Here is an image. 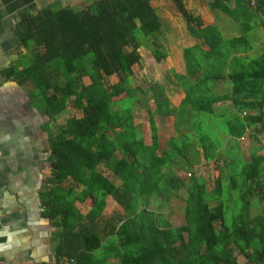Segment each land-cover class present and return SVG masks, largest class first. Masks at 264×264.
I'll list each match as a JSON object with an SVG mask.
<instances>
[{
	"label": "trees",
	"instance_id": "trees-1",
	"mask_svg": "<svg viewBox=\"0 0 264 264\" xmlns=\"http://www.w3.org/2000/svg\"><path fill=\"white\" fill-rule=\"evenodd\" d=\"M169 1L196 43L181 50L183 74L170 72L183 93L177 107L170 106L158 85L143 91L137 88L142 96L150 93L154 102L153 112L145 110L149 144H144L132 123L129 105L134 96L128 80L131 67L139 63V48H145L156 63L166 57L157 39L163 24L150 0H92L79 10L50 5L19 15L14 37L26 51L24 62L0 75L28 84L30 101L35 100L50 121L67 105L80 112L78 118L46 127L50 176L39 197L42 216L59 218L60 241L54 249L58 264H110L109 260L115 264H239L236 255L242 257V264H264V209L254 216L249 213L252 204H264V153L251 148L246 160L230 157V148L223 153L229 140L237 147L249 131L264 141V54L249 59L246 37L252 23L264 32V0H254L251 10L249 0L207 4L209 13L218 12L241 25L243 35L228 40L213 25H205L201 16L188 12L182 0ZM111 76L116 83L107 85ZM83 78L88 85L82 84ZM222 82L227 91L217 93L215 84ZM219 103L228 106L215 108ZM116 105L118 109H113ZM191 113L216 114L224 120L227 138L222 136L220 144L203 130L194 138L192 125H176V114L186 119ZM155 116L175 121V134L162 146ZM197 149L204 162L218 168L211 192L201 178L188 174L185 183L170 172L178 158L196 159ZM220 154L228 159L221 166ZM236 164L241 178L239 206L226 224L229 194L222 195L221 174L237 168ZM179 190L186 194L183 224L172 227L151 206L167 202ZM107 197L122 209V215L100 222ZM75 203L90 205L83 218Z\"/></svg>",
	"mask_w": 264,
	"mask_h": 264
},
{
	"label": "rangeland",
	"instance_id": "rangeland-1",
	"mask_svg": "<svg viewBox=\"0 0 264 264\" xmlns=\"http://www.w3.org/2000/svg\"><path fill=\"white\" fill-rule=\"evenodd\" d=\"M212 0H182L184 8L195 15L201 16L204 20L205 25H213L220 33L223 40H228L234 37L242 36L243 31L240 24H235L228 18L222 16L218 12L209 13L207 9V4ZM228 3L233 2V0H227ZM92 0H76L73 3L72 8L75 10L83 9L89 5ZM254 0H249V5L247 8L251 10L254 7ZM150 6L155 11L157 17L163 24V29L158 35V44L162 46L166 52V57L159 63H156L151 57L150 53L143 47L137 50L139 56V63L131 67L132 75L129 78V86L133 90L134 98L129 105V109L132 114L133 126H136L144 144L150 143V132L149 125L147 122L146 108L153 112L154 102L150 98V93L142 96L137 92V88L140 90H146L149 86L153 84L158 85L163 88V94L166 96L171 107H177L179 101L181 100L183 94L180 88L177 86L175 79L171 75V71L175 74H183V62L181 61V50L183 48H188L193 46L196 42L190 38L187 34L185 25L181 17L179 16L175 6L169 0H150ZM53 7H57L55 4ZM248 43L251 46V51L247 52L249 59H254L261 54H264V32L262 28L258 27L256 23H252L250 31L246 34ZM205 50V48H203ZM116 78L114 76L109 77L106 80L107 85L116 83ZM89 81L86 78L82 79V84L87 85ZM222 86V87H221ZM221 86L215 84V91L217 93H222L227 91V84L225 82L221 83ZM221 88V89H220ZM118 98L113 99L117 101ZM32 103H36L35 100H31ZM145 105V106H144ZM228 106V103H219L215 105V108H221ZM39 107V106H38ZM113 109H118V106H114ZM177 112V111H176ZM189 118L184 119L181 115L176 114V125L185 123L188 126L194 127L195 130L192 132V136L195 138L197 136L196 132L203 130L208 137L215 140L216 142L223 141V133H226V128L224 120L220 119L213 114L212 117H207L203 114H193ZM70 117L78 118L80 117V112L74 110L71 106L67 105L66 110L60 113L57 118L50 121L51 128L56 125H62L66 119ZM155 125L157 128V136L159 138L160 146L163 145L164 141L169 137L173 136L174 133V119L173 117H154ZM185 120V121H183ZM226 137V136H225ZM227 138V137H226ZM255 134L247 132L246 135L239 141H237V147H235L232 141L229 140L228 145L225 147V151L230 148L232 154L230 157L235 158V156H240L242 160H246L251 148H258L259 154L264 153V145L260 142L261 138ZM197 157L190 156V162H185L179 158L176 160L175 164L171 166L170 172L181 179L183 182L189 179L186 174H191L194 177L201 178L205 184L207 192H211L213 189L214 181L216 175L218 174V168L213 162H204L199 149ZM238 152V153H237ZM239 154V155H238ZM220 154V166L228 160L227 156ZM235 155V156H234ZM239 162V161H238ZM240 164V163H239ZM236 164L237 168L233 170H224L222 172L221 180L223 187V196L229 194V202L224 208V217L226 219V224H230L231 218L237 212L239 204L236 202L237 195L239 193V184H241V178L238 174L240 165ZM98 171L108 178L114 184H118V181L113 179L108 172H106L102 167L97 168ZM230 172H232L230 174ZM232 175V176H231ZM185 192L179 190L177 194L173 197H169L167 202H158L151 209L159 212L163 219L172 227H178L183 224V207ZM232 200V201H231ZM107 205L101 213L100 222L107 220L112 216H121L122 209L115 203L107 201ZM214 202H210L213 205ZM264 209V204L255 205L252 204L250 207V216H254ZM81 210V209H79ZM174 249L178 250V246ZM236 261L242 264L244 260L241 256L236 255ZM113 264V262L111 263Z\"/></svg>",
	"mask_w": 264,
	"mask_h": 264
},
{
	"label": "crops",
	"instance_id": "crops-1",
	"mask_svg": "<svg viewBox=\"0 0 264 264\" xmlns=\"http://www.w3.org/2000/svg\"><path fill=\"white\" fill-rule=\"evenodd\" d=\"M75 1L0 0V72L24 62L21 58L26 51L14 37L20 14L54 4L72 7ZM29 94L28 84L20 85L0 75V262L58 264L54 249L60 241L56 227L59 218L42 216L39 197L50 176L46 127L51 128V124ZM260 142L264 145L262 139ZM107 201L112 203L107 197L105 206ZM74 206L82 218L90 208L88 204ZM108 262L115 264V260Z\"/></svg>",
	"mask_w": 264,
	"mask_h": 264
},
{
	"label": "built area",
	"instance_id": "built-area-1",
	"mask_svg": "<svg viewBox=\"0 0 264 264\" xmlns=\"http://www.w3.org/2000/svg\"><path fill=\"white\" fill-rule=\"evenodd\" d=\"M186 175H187V177L189 176L188 174H186ZM0 264H1V262H0ZM64 264H72V261L65 262Z\"/></svg>",
	"mask_w": 264,
	"mask_h": 264
}]
</instances>
